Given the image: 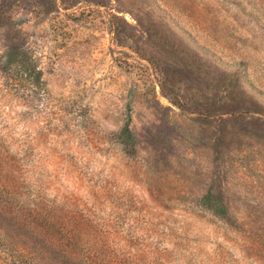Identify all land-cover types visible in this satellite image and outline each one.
<instances>
[{"label":"rangeland","instance_id":"1","mask_svg":"<svg viewBox=\"0 0 264 264\" xmlns=\"http://www.w3.org/2000/svg\"><path fill=\"white\" fill-rule=\"evenodd\" d=\"M0 264H264V0H0Z\"/></svg>","mask_w":264,"mask_h":264},{"label":"trees","instance_id":"2","mask_svg":"<svg viewBox=\"0 0 264 264\" xmlns=\"http://www.w3.org/2000/svg\"><path fill=\"white\" fill-rule=\"evenodd\" d=\"M6 72L18 78L20 81H26L35 87L37 90H42L44 87L42 73L39 67L35 65L28 51L8 52L5 58ZM117 139L126 150L132 152L136 148V137L131 129V120L127 121L126 125L117 134ZM199 204L204 209L211 211L213 214L229 218L228 208L222 197L214 194L212 190L207 191L199 200Z\"/></svg>","mask_w":264,"mask_h":264}]
</instances>
